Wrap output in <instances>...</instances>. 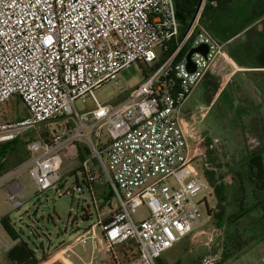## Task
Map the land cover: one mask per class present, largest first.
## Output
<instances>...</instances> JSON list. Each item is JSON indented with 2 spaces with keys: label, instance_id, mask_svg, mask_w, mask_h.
<instances>
[{
  "label": "built area",
  "instance_id": "2783aa9c",
  "mask_svg": "<svg viewBox=\"0 0 264 264\" xmlns=\"http://www.w3.org/2000/svg\"><path fill=\"white\" fill-rule=\"evenodd\" d=\"M208 2L217 4L200 0L181 33L175 0H0V104L17 95L28 111L0 121V143L60 118L27 141L24 166L40 192L61 181L68 159L79 161L82 180L76 170L64 194L79 195L86 185L110 188L116 204L108 218L95 204L97 219L73 239L85 244L100 227L115 258L134 248L117 264H159L200 225L207 195L197 196L213 188L194 163L202 147L190 141L182 116L216 62L233 65L225 43L201 23ZM202 44L208 51H194L195 69H188L187 53ZM135 62L150 72L128 97L116 105L99 101L96 90ZM88 97L93 107L79 111L75 101ZM141 206L148 214L136 219ZM193 264L222 263L206 253Z\"/></svg>",
  "mask_w": 264,
  "mask_h": 264
},
{
  "label": "rangeland",
  "instance_id": "374dc122",
  "mask_svg": "<svg viewBox=\"0 0 264 264\" xmlns=\"http://www.w3.org/2000/svg\"><path fill=\"white\" fill-rule=\"evenodd\" d=\"M239 16L240 14L234 11L229 14L226 25L228 29L233 30ZM242 16L244 17V14ZM149 72L150 69L146 65L132 63L119 72L116 80L107 82L96 90L95 95L103 103L116 105L124 101L131 88L142 81L144 75ZM222 84V79H215L210 82L209 89H207L203 83H200L186 100L182 116L190 141L202 147V154L194 160L199 174L204 175L203 171L206 167L215 169L216 166L222 165L220 168L226 174L225 181L238 195L240 193L239 185L233 182L234 172L230 170L238 166V161L243 154L255 146L256 141L252 140V132H239V118L233 115L234 101L224 100V96L221 100L216 96L213 106L207 112L202 111L204 99L212 102L209 101L212 96L210 91L213 93ZM93 105L91 97L75 101V107L79 111L90 109ZM27 113L26 106L17 95L0 104V121H15L25 117ZM245 120L247 122L245 129L250 128L251 123L256 121L255 118H245ZM59 123L60 118L53 119L40 124L36 129L22 132L18 136L19 148L26 150V143L30 138L37 137L40 132L55 127ZM4 147L7 153L2 158L3 167L0 169V219L9 214L21 238L37 252L38 256H42L43 249L53 251L61 244L71 241L76 236L78 227L84 229L96 219L95 206L86 187L79 195L63 193L64 188L76 182L74 170L79 165L77 159L66 160L61 168V181L40 192L34 186L28 169L24 166L26 161L16 166L17 158L21 153L13 152L11 145L7 142L0 143V150ZM77 172L78 178L82 180L79 170ZM170 181L173 182V179ZM10 183L12 192L8 187ZM18 188H21L19 192ZM107 188L110 191L108 186ZM206 195V206H202L203 215L199 220L200 225H197L193 232L178 240L170 249L164 251L161 256L162 263L190 264L203 254L213 253L220 257L222 264H262L264 262L263 236H258L250 247L237 252L239 256L223 259V242L227 235V227H218L214 223L213 210L217 206L214 189H211L210 194L201 191L197 199L203 200ZM111 199L114 204L116 199L114 196ZM18 201H21V204H18ZM98 203H102L101 198ZM89 211L91 212L90 218H85V214ZM147 214V208L141 206L134 217L143 219ZM11 243L12 238L0 221V264L8 263L6 248ZM76 250L82 252V246L76 247ZM187 256L189 259L185 258ZM105 259L106 254H97L95 264H105Z\"/></svg>",
  "mask_w": 264,
  "mask_h": 264
},
{
  "label": "crops",
  "instance_id": "0c3cea01",
  "mask_svg": "<svg viewBox=\"0 0 264 264\" xmlns=\"http://www.w3.org/2000/svg\"><path fill=\"white\" fill-rule=\"evenodd\" d=\"M214 1L216 5L209 2L206 4L201 23L213 36L225 43V49L232 58L233 65L218 61L214 71L209 72L201 81L207 89H209L210 82L215 79L223 81V84L218 86L213 93L210 91L212 96L209 101L212 102L204 99L202 111L207 112L213 106L216 96L221 100L224 96V100L234 101L233 115L239 118V132H252V140L256 141L255 146L251 147L253 149L264 144V0ZM199 3L200 0H175L181 31V20L188 25ZM233 11L239 13L240 16L233 30H230L226 25L229 14ZM245 118H255L256 121L251 123L250 128L245 129L247 126ZM184 124L186 127V123ZM10 185L11 183L8 187L12 192ZM86 189L93 205L97 204L100 218L106 220L116 204L112 202L111 191L108 190L107 185L102 184H95L92 187L86 185ZM99 198L102 200L101 204L98 203ZM90 216V211L85 214V218H90ZM15 242L12 239L6 252ZM78 246H82V252L76 250ZM97 254H106L105 264H117L118 260L124 261L134 256L135 252L133 247L123 248L119 250L115 258L105 249L102 230L97 227L96 235L89 238L85 244H78L72 239L53 251L49 250L48 257L39 264H95ZM185 258L189 259L188 256ZM197 260L198 258L190 264ZM7 264L11 263L8 261Z\"/></svg>",
  "mask_w": 264,
  "mask_h": 264
},
{
  "label": "trees",
  "instance_id": "16d2710c",
  "mask_svg": "<svg viewBox=\"0 0 264 264\" xmlns=\"http://www.w3.org/2000/svg\"><path fill=\"white\" fill-rule=\"evenodd\" d=\"M182 22V33L186 22ZM11 145L13 152L19 154L16 166L28 160L26 150L19 148L18 138L7 142ZM4 147L0 150V169H2V158L6 156ZM222 165L213 168H205L203 176L214 189L217 206L214 211V223L218 227H227V235L223 242V259L227 260L237 257V252L250 247L258 236L264 238V144L245 152L238 161V166L230 171L233 182L239 185L240 193H234L232 186L225 181V172L221 170ZM77 168L74 170L76 172ZM112 196V194H111ZM261 212V213H260ZM2 226L15 240V244L6 252L7 261L11 264H39L49 255V250L43 249L42 256L23 240L16 230L11 217L6 214L0 219ZM159 264H163L161 257Z\"/></svg>",
  "mask_w": 264,
  "mask_h": 264
},
{
  "label": "water",
  "instance_id": "95a60500",
  "mask_svg": "<svg viewBox=\"0 0 264 264\" xmlns=\"http://www.w3.org/2000/svg\"><path fill=\"white\" fill-rule=\"evenodd\" d=\"M194 51H199V52H202V53H206L208 51V47H207L206 44H202L200 46L193 47V48H191L189 50V52L187 53V67L190 70H194L195 69V65H194V63L191 60V55H192V53ZM205 206H206V204H205ZM262 264H264V262Z\"/></svg>",
  "mask_w": 264,
  "mask_h": 264
}]
</instances>
